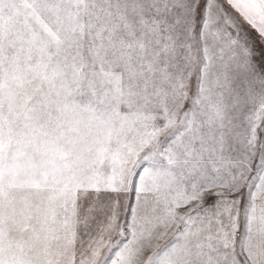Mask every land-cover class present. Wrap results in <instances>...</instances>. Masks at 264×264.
<instances>
[{
    "label": "snow or ice",
    "instance_id": "6c2138e0",
    "mask_svg": "<svg viewBox=\"0 0 264 264\" xmlns=\"http://www.w3.org/2000/svg\"><path fill=\"white\" fill-rule=\"evenodd\" d=\"M0 264H264V0H0Z\"/></svg>",
    "mask_w": 264,
    "mask_h": 264
}]
</instances>
